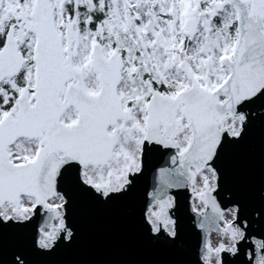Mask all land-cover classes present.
<instances>
[{"label":"snow or ice","instance_id":"snow-or-ice-1","mask_svg":"<svg viewBox=\"0 0 264 264\" xmlns=\"http://www.w3.org/2000/svg\"><path fill=\"white\" fill-rule=\"evenodd\" d=\"M0 264H264V0H0Z\"/></svg>","mask_w":264,"mask_h":264},{"label":"water","instance_id":"water-1","mask_svg":"<svg viewBox=\"0 0 264 264\" xmlns=\"http://www.w3.org/2000/svg\"><path fill=\"white\" fill-rule=\"evenodd\" d=\"M140 255L139 248L128 240L120 237H100L86 240L82 258L114 261L136 259Z\"/></svg>","mask_w":264,"mask_h":264}]
</instances>
